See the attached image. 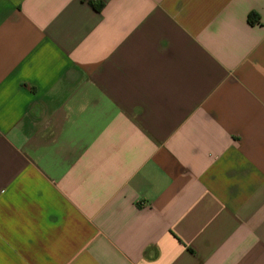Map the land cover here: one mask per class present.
Masks as SVG:
<instances>
[{
	"label": "crops",
	"instance_id": "0c3cea01",
	"mask_svg": "<svg viewBox=\"0 0 264 264\" xmlns=\"http://www.w3.org/2000/svg\"><path fill=\"white\" fill-rule=\"evenodd\" d=\"M0 264H264V0H0Z\"/></svg>",
	"mask_w": 264,
	"mask_h": 264
},
{
	"label": "trees",
	"instance_id": "16d2710c",
	"mask_svg": "<svg viewBox=\"0 0 264 264\" xmlns=\"http://www.w3.org/2000/svg\"><path fill=\"white\" fill-rule=\"evenodd\" d=\"M92 4V6H94L95 8H98V5L95 4L94 2H90ZM255 17V16H254Z\"/></svg>",
	"mask_w": 264,
	"mask_h": 264
}]
</instances>
